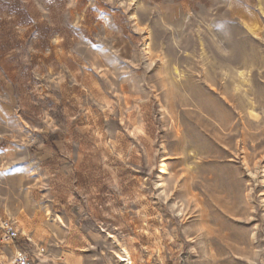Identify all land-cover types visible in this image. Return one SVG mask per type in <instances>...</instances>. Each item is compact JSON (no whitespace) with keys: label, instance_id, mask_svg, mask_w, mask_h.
<instances>
[{"label":"rangeland","instance_id":"obj_1","mask_svg":"<svg viewBox=\"0 0 264 264\" xmlns=\"http://www.w3.org/2000/svg\"><path fill=\"white\" fill-rule=\"evenodd\" d=\"M0 264H264V0H0Z\"/></svg>","mask_w":264,"mask_h":264},{"label":"built area","instance_id":"obj_2","mask_svg":"<svg viewBox=\"0 0 264 264\" xmlns=\"http://www.w3.org/2000/svg\"><path fill=\"white\" fill-rule=\"evenodd\" d=\"M2 232V242L5 245L10 246L11 244L15 245V241L20 238V230L17 224L10 218L3 219L0 224ZM32 259L30 254L25 250H18L17 255L15 256L13 264H31Z\"/></svg>","mask_w":264,"mask_h":264},{"label":"bare ground","instance_id":"obj_3","mask_svg":"<svg viewBox=\"0 0 264 264\" xmlns=\"http://www.w3.org/2000/svg\"><path fill=\"white\" fill-rule=\"evenodd\" d=\"M121 255H119V259L121 261V263L123 264H133L132 258L130 256V254L128 253V251H126L125 249H120Z\"/></svg>","mask_w":264,"mask_h":264}]
</instances>
